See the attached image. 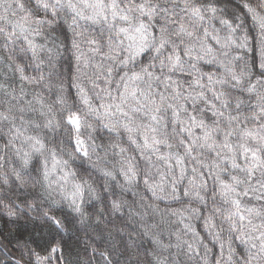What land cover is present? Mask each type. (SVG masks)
<instances>
[{
    "label": "snow or ice",
    "instance_id": "6c2138e0",
    "mask_svg": "<svg viewBox=\"0 0 264 264\" xmlns=\"http://www.w3.org/2000/svg\"><path fill=\"white\" fill-rule=\"evenodd\" d=\"M0 217L7 264H264V0H0Z\"/></svg>",
    "mask_w": 264,
    "mask_h": 264
},
{
    "label": "trees",
    "instance_id": "16d2710c",
    "mask_svg": "<svg viewBox=\"0 0 264 264\" xmlns=\"http://www.w3.org/2000/svg\"><path fill=\"white\" fill-rule=\"evenodd\" d=\"M251 23V22H249ZM0 228H4L6 234L10 233L9 239H12L13 244H15L16 238H21V242L23 238H26L29 233L33 232V226L31 223H25L23 220L19 221L17 224H7L6 217H0ZM198 230L202 231V229L197 225ZM166 242V241H165ZM7 243V241H5ZM145 247H150L148 241H144ZM77 252L81 253V257L83 256L82 253V246H79L73 240L72 248H71V256L69 257L71 260L77 259ZM99 258H97L98 262ZM0 264H7L6 258L3 255V250H0Z\"/></svg>",
    "mask_w": 264,
    "mask_h": 264
}]
</instances>
